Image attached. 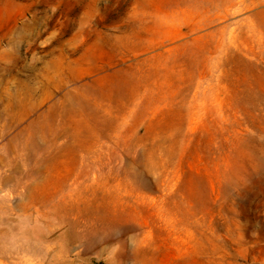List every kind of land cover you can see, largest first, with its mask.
Here are the masks:
<instances>
[{"label":"rangeland","instance_id":"rangeland-1","mask_svg":"<svg viewBox=\"0 0 264 264\" xmlns=\"http://www.w3.org/2000/svg\"><path fill=\"white\" fill-rule=\"evenodd\" d=\"M0 264H264V0H0Z\"/></svg>","mask_w":264,"mask_h":264}]
</instances>
